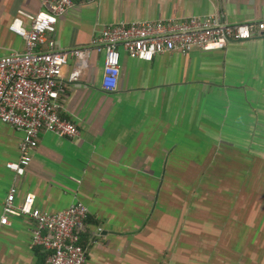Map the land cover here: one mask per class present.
<instances>
[{
  "label": "crops",
  "instance_id": "crops-1",
  "mask_svg": "<svg viewBox=\"0 0 264 264\" xmlns=\"http://www.w3.org/2000/svg\"><path fill=\"white\" fill-rule=\"evenodd\" d=\"M42 0H0V58L25 52L10 30ZM214 15L226 24L264 20V0H83L49 34L58 49L91 44L109 25ZM62 82L61 116L76 138L42 133L24 175L23 133L0 120V264H48L34 222L3 209L28 194L58 213L89 209L86 264H264V36L226 49L165 53L152 62L121 50L118 89L102 88L104 54L80 81Z\"/></svg>",
  "mask_w": 264,
  "mask_h": 264
},
{
  "label": "built area",
  "instance_id": "built-area-1",
  "mask_svg": "<svg viewBox=\"0 0 264 264\" xmlns=\"http://www.w3.org/2000/svg\"><path fill=\"white\" fill-rule=\"evenodd\" d=\"M81 1L42 0L39 12L20 13L29 19V26L21 17L10 26L24 39L26 50L0 58V120L24 135L20 159L7 165L20 176L30 166L42 133L71 139L80 134L78 127L60 114L61 99L66 94L62 76L71 60H75L76 67L68 81L76 83L92 54H104L102 88L112 93L118 89L121 75V50L130 58L152 62L165 53L224 50L232 42L264 36V20L226 24L214 15H206L109 25L87 46L58 49L48 35L55 32L58 20ZM16 195L17 188H12L3 209L2 225L10 224V216H27L34 222L33 244L48 252V264H86L83 234L89 218L87 206L77 202L53 214L39 209L33 194L16 205Z\"/></svg>",
  "mask_w": 264,
  "mask_h": 264
},
{
  "label": "trees",
  "instance_id": "trees-1",
  "mask_svg": "<svg viewBox=\"0 0 264 264\" xmlns=\"http://www.w3.org/2000/svg\"><path fill=\"white\" fill-rule=\"evenodd\" d=\"M84 245V244H83Z\"/></svg>",
  "mask_w": 264,
  "mask_h": 264
}]
</instances>
